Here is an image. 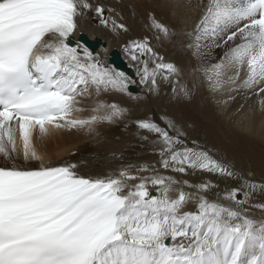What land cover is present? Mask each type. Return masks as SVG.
I'll return each mask as SVG.
<instances>
[{
    "label": "snow or ice",
    "instance_id": "1",
    "mask_svg": "<svg viewBox=\"0 0 264 264\" xmlns=\"http://www.w3.org/2000/svg\"><path fill=\"white\" fill-rule=\"evenodd\" d=\"M196 7L187 47L206 56L223 46L211 74L205 73L209 87L233 84L243 73V86L264 103V0H199ZM90 14L111 36L129 31L103 0H0V264H264V215L249 211L264 212V200L254 203L264 198V183L245 178L209 200L203 193L213 185L184 181L200 195L194 210L183 211L190 195L181 190L170 198L179 183L171 177L128 170L92 175L74 163L45 162L48 154L38 144L52 132L111 123L125 112L116 102L100 101L97 114L74 119L84 111L78 97L92 90L97 97L132 95L137 84L76 39L78 21ZM148 21L171 35L152 12ZM121 47L140 85L151 91L158 78L179 82L180 69L165 62L148 37ZM138 126L158 138L164 170L235 177L208 151L188 146L174 123L142 120Z\"/></svg>",
    "mask_w": 264,
    "mask_h": 264
},
{
    "label": "bare ground",
    "instance_id": "2",
    "mask_svg": "<svg viewBox=\"0 0 264 264\" xmlns=\"http://www.w3.org/2000/svg\"><path fill=\"white\" fill-rule=\"evenodd\" d=\"M103 2L122 15L129 31L111 36L98 21L94 22L96 20L90 14L78 21L79 27L75 37L77 38L79 33H84L90 39L98 37L104 43V47H100L97 51L105 60L113 47L130 39L148 37L155 51L180 69L178 83L176 78H172L170 81L163 80L162 85L164 93L169 94V100L165 101L166 108H170L168 109L171 114L174 115L176 112L179 115L178 124L181 129L185 132L202 131L205 132L203 134L205 136L217 135L218 131L224 135L232 147L247 157L253 167L249 169V175L254 176L253 170H263L264 103H261L262 98L253 95L243 86L241 83L243 73L241 79L235 83H222L220 88L211 89L205 73L211 74V66L223 54V46L220 49L213 46L206 56H194L192 50L187 47L191 40L193 21L198 16L196 6L199 0H103ZM149 12L169 26L171 35L164 37L150 27ZM105 47L108 49L107 53L103 51ZM143 91L141 89L139 93L132 96L116 93L122 98L123 109L132 118H140V114L144 113V110L138 112L137 107L130 103L144 100ZM133 97H137L138 100ZM77 99L80 100L77 107H81L84 111L74 112L72 118L78 115L75 119H87L97 114L93 109L100 101L108 104L111 102L107 94L97 97L94 90L90 95ZM141 106L143 108L142 104ZM123 115L118 120H122ZM116 121L117 118L111 123L104 121L94 123L90 127L56 130L50 134V138H46L44 143L38 144V150L48 154L45 162L52 166L74 163L78 165L82 173L92 175L100 173L114 175L121 170H128L134 175L145 178H152L155 175L168 177L167 174H171L180 183V188L185 189L177 174L167 172L160 166L157 139L151 140L152 143L154 142L153 147L150 142L149 145H145L142 143L146 141L141 143L137 137L131 138L130 134L120 138L114 127ZM151 138H153L152 135ZM33 167H39V164H34ZM141 168H147L148 171H138ZM149 188L150 191L159 195V192L151 185ZM179 192L173 184L172 191L169 192L170 198H177ZM190 208L194 210L195 205L186 204L183 211H190ZM249 211L253 217H260L258 212Z\"/></svg>",
    "mask_w": 264,
    "mask_h": 264
},
{
    "label": "rangeland",
    "instance_id": "3",
    "mask_svg": "<svg viewBox=\"0 0 264 264\" xmlns=\"http://www.w3.org/2000/svg\"><path fill=\"white\" fill-rule=\"evenodd\" d=\"M94 22L97 23V21H94ZM122 44L123 43L113 48L118 49L123 60L126 63H128L127 65L131 67L133 71L136 73V68L130 66L129 60L126 58V56L124 55L122 51V47H121ZM161 56L164 58L165 62H171L168 59H166L165 56L163 55ZM134 79L139 80L137 75L135 76ZM158 81H159V87L151 91L149 90V87L146 85H140L138 84V82L137 84H135V86L138 88L137 93H139L141 89L144 90L142 92L144 94L143 95L144 100L131 101L130 103L133 104L135 107H137L138 112H142L144 110V113H141L140 118L136 119V118H132L130 115H127V111L125 110V112L123 113L124 114L123 119L118 120L121 116L117 118V121L115 122L114 127L117 129V135L120 138H123L125 135L130 134L131 138L137 137V139H139L141 143L142 141L143 142L146 141L145 143H142V144L149 145V142H150L151 145L154 147V142L152 143L151 140H154V139L158 140V138L155 136V134L150 133L146 130L140 129L138 126L139 121L150 120V121L156 122L161 127H164L168 122H172L175 125L177 124L176 128L179 129L182 133H184L183 139L185 140L188 146L195 147L197 150L208 151L209 154L212 155L215 159L222 162L228 168L229 171H232L236 174L234 178L227 179V178L220 177L218 174H209L199 169L192 170L189 168L188 169L189 172L187 171L188 175L179 174V173H176L175 171H167L172 174L175 173V175L177 174L176 176L179 178L181 182L187 181L191 185H199V183L201 182H208L209 184L213 185L209 190L203 193L204 195L207 196L209 200H215L217 198L223 197L228 188L234 185H237L239 183H242L245 178H247L248 180L254 181L257 184L264 183V169L263 170L261 169L253 170L252 172L254 176L249 175V169L252 166H251V163L248 161L247 157L244 154L242 155V153L239 150L232 147L227 142V139L224 137V135L221 134L220 132L217 131V135L207 134V136H205L203 135L205 132H202V131L185 132L184 130H182L180 127V124H178V120L180 119L179 115L176 112L174 113V115L171 114L169 111L170 108L169 107L166 108L165 101L169 100V94L164 93L163 85H162L163 79L158 78ZM145 87L148 88L146 91H145L146 89ZM107 95L111 99L110 103L116 102L119 105V107H121L122 109L124 108L121 104L123 103V101L120 96H117L116 93L107 94ZM133 98L137 99V97H133ZM141 104L143 105V108ZM164 109L166 111H164ZM171 116H173V118H171ZM75 117H78V115H75L73 118L75 119ZM116 123L117 124L119 123V124L117 125ZM124 130H126L127 132ZM169 131H170V134L175 135L174 131H172L171 129H169ZM151 135L153 138H151ZM262 151L264 152V149H262ZM167 176L175 179L173 175L171 174H167ZM217 184L219 185V187L215 186ZM174 185L178 191L182 190L185 193L190 194V200L187 204L195 205V200L200 195L196 187H189V186H186V184H184L185 189H182L180 188L181 186L180 183H176ZM262 200H264V198L257 196L254 200V203H260L262 202ZM191 210L192 208H190V211ZM250 210H254L258 212L260 217L264 215V212H262L258 208H250Z\"/></svg>",
    "mask_w": 264,
    "mask_h": 264
},
{
    "label": "water",
    "instance_id": "4",
    "mask_svg": "<svg viewBox=\"0 0 264 264\" xmlns=\"http://www.w3.org/2000/svg\"><path fill=\"white\" fill-rule=\"evenodd\" d=\"M79 40L83 43H86L90 48L95 49L97 47L96 42H92L87 39V37L83 34H80ZM111 62L115 64V66L121 70L126 71L130 76L133 75V72L129 69L126 68L124 62L120 59V56L116 50L111 52ZM137 89L135 87H131V92L135 93Z\"/></svg>",
    "mask_w": 264,
    "mask_h": 264
}]
</instances>
